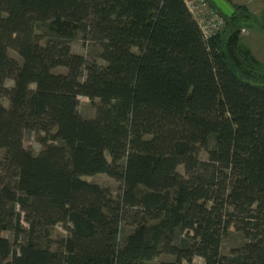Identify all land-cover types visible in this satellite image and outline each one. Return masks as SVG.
<instances>
[{
	"label": "trees",
	"instance_id": "obj_1",
	"mask_svg": "<svg viewBox=\"0 0 264 264\" xmlns=\"http://www.w3.org/2000/svg\"><path fill=\"white\" fill-rule=\"evenodd\" d=\"M49 20L104 64L43 40ZM233 29L205 38L183 0H0V264H264V82L248 55L237 73ZM80 97L99 100L92 118ZM98 173L117 195L83 178ZM229 231L243 241L226 255Z\"/></svg>",
	"mask_w": 264,
	"mask_h": 264
},
{
	"label": "rangeland",
	"instance_id": "obj_2",
	"mask_svg": "<svg viewBox=\"0 0 264 264\" xmlns=\"http://www.w3.org/2000/svg\"><path fill=\"white\" fill-rule=\"evenodd\" d=\"M213 3V2H212ZM216 6V5H215ZM217 7V6H216ZM218 11V9L216 8ZM224 13H221L218 11L223 17L229 18L231 15V12H227L226 10H222ZM240 16V17H239ZM238 17H235L234 20L230 19L231 22H228V25L226 24V27L222 31V34L224 36L228 35L229 32L234 28L238 29L239 38L243 36V32H247V21L251 22L250 17L247 15H241L239 14ZM224 17V18H225ZM250 19V20H249ZM256 22V25L259 24V22L262 23L260 19L254 20ZM35 31L36 33L45 40L46 38L50 36H57V35H63L66 36L69 39V43L71 46V50L73 53L80 54L86 58L88 61H96L98 63L104 64V62L100 59L99 54L101 52V48L99 44L87 39L85 37V33L81 31L79 28L77 29L76 26L72 23H66L64 21H55V20H49L42 23H36L35 24ZM247 34V33H246ZM244 38V39H243ZM239 43V45H236V48L239 46H242L244 43L247 44V41L245 39L247 36L244 35ZM226 41V40H224ZM238 46V47H237ZM244 46V45H243ZM247 47V46H246ZM245 47V48H246ZM234 54H236V57L239 61V66L241 65V68L237 70V73L243 77L247 78V54L244 53V55L240 52V49L238 51H234ZM10 55L16 59H18V55L14 51H10ZM61 69H64L62 67H58V69H55L56 72L61 71ZM251 69V68H250ZM259 73L254 76L252 75V80L254 79L257 82H264V72L261 70V72L258 70ZM246 73V74H245ZM8 84H12L11 81H8ZM99 100L94 99L93 101H90L86 97H80V105H79V112L82 116L87 118H92L95 115V109L96 105L98 104ZM23 145L25 148L31 150L33 153H37L41 146L37 142V135L32 131H26L24 134L23 139ZM4 150L0 149V159L4 155ZM200 159L202 161H206L208 159V155L205 151H202L200 153ZM178 170L180 172H183V167L179 166ZM83 178L90 182H95L103 187H107L111 193L115 196L118 194L120 189V184L115 179L107 176L106 174L98 173L91 176H83ZM24 224V223H23ZM131 231V227L122 225L121 227V233L119 236L120 243H123L126 236ZM3 236L8 238L12 243L13 247H15L14 243V236L10 231L3 232ZM68 236V232L62 227V225L58 224L55 225L51 229V239H52V248H56L57 242L60 240L66 239ZM243 239L240 235V233L235 231H229V233L223 238L222 244H221V253L222 254H229L230 250L234 247L239 246L242 243ZM173 260V257L168 254H160L159 256L144 261L143 264H159L163 261H170ZM195 261L199 262L202 261L201 258L195 257Z\"/></svg>",
	"mask_w": 264,
	"mask_h": 264
},
{
	"label": "crops",
	"instance_id": "obj_3",
	"mask_svg": "<svg viewBox=\"0 0 264 264\" xmlns=\"http://www.w3.org/2000/svg\"><path fill=\"white\" fill-rule=\"evenodd\" d=\"M214 6L224 13L222 10L231 12L234 11L241 13V15H247L250 17V21H247V32H243V36L239 38V43L245 36L247 38V44L244 43V47L247 48V55L250 56L259 66V71L264 72V0H211ZM240 6V10H235L236 7ZM260 19L262 21L256 25L254 20ZM247 33V34H246ZM244 39V38H243ZM242 45V46H243Z\"/></svg>",
	"mask_w": 264,
	"mask_h": 264
},
{
	"label": "built area",
	"instance_id": "obj_4",
	"mask_svg": "<svg viewBox=\"0 0 264 264\" xmlns=\"http://www.w3.org/2000/svg\"><path fill=\"white\" fill-rule=\"evenodd\" d=\"M205 38L221 33L225 18L211 5L210 0H183Z\"/></svg>",
	"mask_w": 264,
	"mask_h": 264
}]
</instances>
